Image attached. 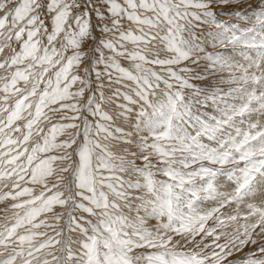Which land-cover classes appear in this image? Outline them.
<instances>
[{
    "label": "snow or ice",
    "instance_id": "6c2138e0",
    "mask_svg": "<svg viewBox=\"0 0 264 264\" xmlns=\"http://www.w3.org/2000/svg\"><path fill=\"white\" fill-rule=\"evenodd\" d=\"M232 4L0 0V264H264V0Z\"/></svg>",
    "mask_w": 264,
    "mask_h": 264
},
{
    "label": "rangeland",
    "instance_id": "374dc122",
    "mask_svg": "<svg viewBox=\"0 0 264 264\" xmlns=\"http://www.w3.org/2000/svg\"><path fill=\"white\" fill-rule=\"evenodd\" d=\"M12 2H15V0H12ZM253 2H254V0H246V3H253ZM246 3H238V0H233V4L229 8L225 9V12L220 13V18L221 19H224V20H232V19H235L234 16L227 15L225 13L230 12L232 8H236V7H239L240 9H244L246 7ZM248 15H251V13H248ZM237 23L240 24L241 26H244V27L251 26L250 23L245 22L243 19L237 20ZM128 47L131 48L132 45L129 44ZM213 50L214 49L212 47H208V51H213ZM220 54L221 55H224L226 57H234L237 60H241V53L238 50L237 51H232V50H229V51H221ZM201 55H203V53H201ZM118 59H121V58H118ZM241 62H242V60H241ZM121 63L124 66H128L129 65V62L128 61H125L123 59H121ZM0 75H3V73L0 72ZM213 83H215V81H213ZM222 86L225 87V88L227 87L226 85H222ZM93 88H94V90H96L97 92H99V89L96 88V84L95 83L93 84ZM104 91H105V96H109L111 94V90H109V89H105ZM87 95H88V93L85 94V98L87 97ZM105 108H106V110H111V109H114V105H106ZM64 114H66V115H72V113H70V112L69 113H64ZM54 119L55 120H58L59 119V116L54 117ZM89 119H91V117H89ZM65 122H69V123H73L74 122V123H77V124L80 123V121H65ZM117 123H119V122H117ZM69 131L70 132H75L76 130L75 129H72V130H69ZM66 135L65 136H62L60 138L61 139L66 138ZM113 143H114L113 151H117V152L122 151V149L124 147L123 145H117V144H115V142H113ZM138 163H139V161H138ZM51 182H53V181L50 179V183ZM256 202L259 203V200H257ZM10 203H11V201H0V223L3 222V217L5 215V211L4 210H5V208ZM56 210L57 211H61V209H59L58 207H57ZM151 223L154 224L155 222L153 221ZM210 223H211V221H210ZM150 226H151V224H150ZM252 247H255V246H252ZM249 250L250 249L248 247H246L244 249V252H247ZM237 255H240V254H237ZM233 258H235V257H233Z\"/></svg>",
    "mask_w": 264,
    "mask_h": 264
}]
</instances>
